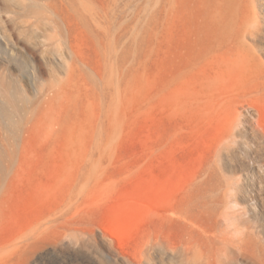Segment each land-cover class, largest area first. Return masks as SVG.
<instances>
[{"label":"rangeland","instance_id":"rangeland-1","mask_svg":"<svg viewBox=\"0 0 264 264\" xmlns=\"http://www.w3.org/2000/svg\"><path fill=\"white\" fill-rule=\"evenodd\" d=\"M0 82V264H264V0H0Z\"/></svg>","mask_w":264,"mask_h":264},{"label":"bare ground","instance_id":"bare-ground-1","mask_svg":"<svg viewBox=\"0 0 264 264\" xmlns=\"http://www.w3.org/2000/svg\"><path fill=\"white\" fill-rule=\"evenodd\" d=\"M0 119L7 121L14 136L18 135L21 126L19 112L24 109V97L19 89H10L7 84L0 82ZM21 103L20 108L17 106Z\"/></svg>","mask_w":264,"mask_h":264}]
</instances>
